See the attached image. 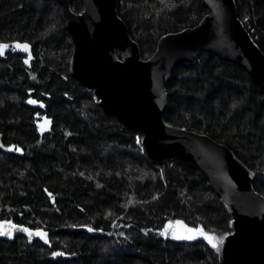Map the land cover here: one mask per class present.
<instances>
[{"label": "trees", "instance_id": "trees-1", "mask_svg": "<svg viewBox=\"0 0 264 264\" xmlns=\"http://www.w3.org/2000/svg\"><path fill=\"white\" fill-rule=\"evenodd\" d=\"M234 2L264 53V0ZM117 12L147 60L162 36L196 26L207 10L201 0H118ZM0 42L30 45L0 56V219L44 229L48 239L0 237V264H220L219 244L232 230L227 205L195 164L149 158L141 134L71 75L74 44L58 1L0 0ZM166 93L165 122L226 145L264 196L262 87L201 52L174 68ZM43 119L50 126L40 133ZM177 221L217 246L173 238Z\"/></svg>", "mask_w": 264, "mask_h": 264}, {"label": "water", "instance_id": "water-1", "mask_svg": "<svg viewBox=\"0 0 264 264\" xmlns=\"http://www.w3.org/2000/svg\"><path fill=\"white\" fill-rule=\"evenodd\" d=\"M57 1L74 44L71 75L94 92L106 114L141 134L149 158H179L195 164L208 177L232 218V230L219 244L220 264H264V196L253 188L252 172L226 145L169 125L163 118L166 86L174 68L195 61L201 52L240 66L264 91V53L238 18L234 0H201L207 13L199 24L162 36L147 60L141 58L138 44L118 15V0H79L83 5L79 13L70 8L74 0ZM0 226L11 231V235H0L7 240L29 236L8 223ZM31 237L43 240L34 233Z\"/></svg>", "mask_w": 264, "mask_h": 264}, {"label": "snow or ice", "instance_id": "snow-or-ice-1", "mask_svg": "<svg viewBox=\"0 0 264 264\" xmlns=\"http://www.w3.org/2000/svg\"><path fill=\"white\" fill-rule=\"evenodd\" d=\"M16 48L28 53L30 51V45L28 43H20V42H15ZM10 45L8 43H0V56L5 54V50L8 49ZM25 63H28V59H25ZM29 103H37V101L30 99L28 101ZM0 147H3V145H0ZM15 151H22L20 148H15ZM51 195V193H49ZM2 223H8L11 228H20L22 231L28 233L29 237L33 235V233L40 238L44 239L45 242H48L47 239V233L43 232L40 229H29L27 227L23 226H18V225H12L11 222H0ZM177 224H180L183 226L186 235H180L178 233H173V238L175 239H187V240H193L196 238V235L202 236L209 244H211L213 247H216L217 245L213 243V237L209 235L207 232H205L202 228H191L188 227L187 225H184L182 221H177ZM89 231H94V229L89 228ZM0 235H11V231L4 229L2 226H0ZM161 235H167L165 231H161ZM53 255H57L58 253H52Z\"/></svg>", "mask_w": 264, "mask_h": 264}, {"label": "rangeland", "instance_id": "rangeland-1", "mask_svg": "<svg viewBox=\"0 0 264 264\" xmlns=\"http://www.w3.org/2000/svg\"><path fill=\"white\" fill-rule=\"evenodd\" d=\"M50 121L48 119H43L37 122V128L40 133H42L44 130L49 129ZM179 224H176L175 231L177 230Z\"/></svg>", "mask_w": 264, "mask_h": 264}, {"label": "flooded vegetation", "instance_id": "flooded-vegetation-1", "mask_svg": "<svg viewBox=\"0 0 264 264\" xmlns=\"http://www.w3.org/2000/svg\"><path fill=\"white\" fill-rule=\"evenodd\" d=\"M183 230H184L183 226L182 225H179V227H178L177 231H175V233H178L180 235H185Z\"/></svg>", "mask_w": 264, "mask_h": 264}, {"label": "bare ground", "instance_id": "bare-ground-1", "mask_svg": "<svg viewBox=\"0 0 264 264\" xmlns=\"http://www.w3.org/2000/svg\"><path fill=\"white\" fill-rule=\"evenodd\" d=\"M0 221H12V220H1L0 219ZM30 228V227H29ZM31 229H40V228H31ZM40 230H44V229H40ZM45 231V230H44ZM25 236V235H24ZM26 237H28V238H30V239H38V238H32V237H29V236H26Z\"/></svg>", "mask_w": 264, "mask_h": 264}]
</instances>
